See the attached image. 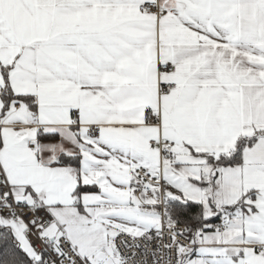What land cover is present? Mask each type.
Listing matches in <instances>:
<instances>
[{"label":"snow or ice","instance_id":"snow-or-ice-1","mask_svg":"<svg viewBox=\"0 0 264 264\" xmlns=\"http://www.w3.org/2000/svg\"><path fill=\"white\" fill-rule=\"evenodd\" d=\"M0 264H264V0H0Z\"/></svg>","mask_w":264,"mask_h":264}]
</instances>
